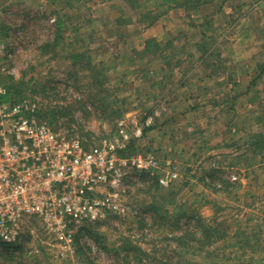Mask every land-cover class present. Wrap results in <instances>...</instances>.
<instances>
[{
    "label": "rangeland",
    "instance_id": "374dc122",
    "mask_svg": "<svg viewBox=\"0 0 264 264\" xmlns=\"http://www.w3.org/2000/svg\"><path fill=\"white\" fill-rule=\"evenodd\" d=\"M161 3L0 0V80L85 146L122 128V155L153 162L71 250L38 229L0 264H264V0Z\"/></svg>",
    "mask_w": 264,
    "mask_h": 264
},
{
    "label": "built area",
    "instance_id": "2783aa9c",
    "mask_svg": "<svg viewBox=\"0 0 264 264\" xmlns=\"http://www.w3.org/2000/svg\"><path fill=\"white\" fill-rule=\"evenodd\" d=\"M8 95L0 80V245L31 252L40 229L71 250L77 236L105 218L126 174L153 162L122 155L131 142L122 128L118 139L87 147L42 119L34 100L3 101Z\"/></svg>",
    "mask_w": 264,
    "mask_h": 264
},
{
    "label": "trees",
    "instance_id": "16d2710c",
    "mask_svg": "<svg viewBox=\"0 0 264 264\" xmlns=\"http://www.w3.org/2000/svg\"><path fill=\"white\" fill-rule=\"evenodd\" d=\"M129 1V3L132 5V6H134V0H128ZM162 1V3L159 5V6H164V5H166V4H168V3H171V2H173V3H177V0H161ZM69 2H70V0H69ZM158 6V7H159ZM137 8V7H136ZM169 8H171V7H169ZM140 15H142L143 17H148V18H150V15H151V11L150 10H146L145 9V11H144V13L143 12H141V14ZM159 16V15H158ZM158 16H154V17H151L150 18V24H152V23H154L156 20H157V18H158ZM65 26V23L61 20V18H56V25H55V28H56V30L57 31H59V30H61L63 27ZM9 27L5 24V23H0V35L2 36V35H4L5 34V32H6V30L8 29ZM203 37H204V35H202ZM151 42H153V43H155V40H151V41H148L147 42V46L145 47V49L147 50V48L148 47H150L149 45H148V43H151ZM50 45H52V44H50L49 42L48 43H44V47H48V46H50ZM5 84V83H4ZM6 87L8 88V91H9V95L8 96H6V97H3V101H8V100H10V99H12V98H21L22 96H20V91H19V89H18V87H16V86H12V85H6ZM39 114H40V117L43 119L44 118V116H43V114H42V111H39ZM45 120V119H44ZM50 125H52V126H54V124L52 123V121H47ZM255 136V140L254 141H251L250 142V146H252V147H255L257 150H259L260 152H262V158H263V160H264V135H262V134H257V135H254ZM132 143V142H131ZM130 145H132V144H130ZM128 149V148H127ZM153 210H154V212H156L160 217H162V218H165V216H164V214H168L169 213V211L168 210H166V209H159L158 207H154V206H152L151 207ZM189 218L190 219H194V217H192L191 215H189ZM165 219H167V217L165 218ZM195 220V219H194ZM197 223H198V225H199V223H201V219H197ZM207 232H209L208 231V229L206 230ZM3 248H5V249H8L7 247H4L3 246ZM20 249V248H19Z\"/></svg>",
    "mask_w": 264,
    "mask_h": 264
}]
</instances>
